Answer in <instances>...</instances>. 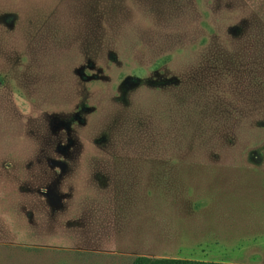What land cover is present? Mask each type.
<instances>
[{"label": "rangeland", "instance_id": "374dc122", "mask_svg": "<svg viewBox=\"0 0 264 264\" xmlns=\"http://www.w3.org/2000/svg\"><path fill=\"white\" fill-rule=\"evenodd\" d=\"M206 167L264 184V0H0V264H264L176 229Z\"/></svg>", "mask_w": 264, "mask_h": 264}, {"label": "crops", "instance_id": "0c3cea01", "mask_svg": "<svg viewBox=\"0 0 264 264\" xmlns=\"http://www.w3.org/2000/svg\"><path fill=\"white\" fill-rule=\"evenodd\" d=\"M206 169L208 179L205 183L203 180L196 182L194 177L184 186L186 218L196 226L192 230L184 226L185 220L178 219V232L200 233L199 238L203 236L216 239L218 247L224 249H230L236 246L235 243H239V247L245 249L244 254L251 255L256 252L264 255V184L257 190L259 192L244 195L243 199H234L231 185H227V182L222 184V180L219 178L218 181L217 178L218 174L229 172H221L227 170H218L215 167ZM184 170L177 169L181 172H188L189 169ZM170 213L174 211L167 212ZM198 237L193 235V238ZM235 238L238 239L234 241Z\"/></svg>", "mask_w": 264, "mask_h": 264}, {"label": "trees", "instance_id": "16d2710c", "mask_svg": "<svg viewBox=\"0 0 264 264\" xmlns=\"http://www.w3.org/2000/svg\"><path fill=\"white\" fill-rule=\"evenodd\" d=\"M132 264H218V263H204L198 261H187L177 259H150L146 257H137Z\"/></svg>", "mask_w": 264, "mask_h": 264}]
</instances>
